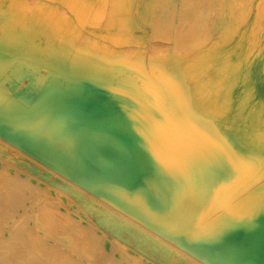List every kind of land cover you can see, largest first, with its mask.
Returning <instances> with one entry per match:
<instances>
[{
  "label": "bare ground",
  "instance_id": "bare-ground-1",
  "mask_svg": "<svg viewBox=\"0 0 264 264\" xmlns=\"http://www.w3.org/2000/svg\"><path fill=\"white\" fill-rule=\"evenodd\" d=\"M0 264H264V0H0Z\"/></svg>",
  "mask_w": 264,
  "mask_h": 264
}]
</instances>
